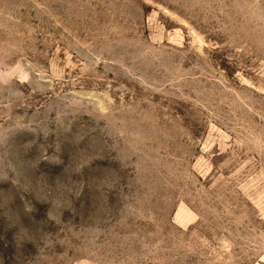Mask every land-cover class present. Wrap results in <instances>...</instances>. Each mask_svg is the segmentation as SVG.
<instances>
[{
  "label": "rangeland",
  "instance_id": "rangeland-1",
  "mask_svg": "<svg viewBox=\"0 0 264 264\" xmlns=\"http://www.w3.org/2000/svg\"><path fill=\"white\" fill-rule=\"evenodd\" d=\"M0 264H264V0H0Z\"/></svg>",
  "mask_w": 264,
  "mask_h": 264
}]
</instances>
